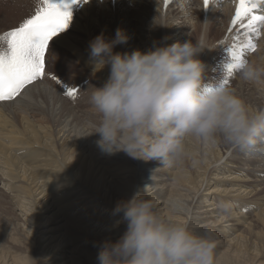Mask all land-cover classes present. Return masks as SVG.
<instances>
[{
  "label": "bare ground",
  "instance_id": "1",
  "mask_svg": "<svg viewBox=\"0 0 264 264\" xmlns=\"http://www.w3.org/2000/svg\"><path fill=\"white\" fill-rule=\"evenodd\" d=\"M41 3L0 0V31L34 15ZM201 3L174 0L164 10L163 0H91L49 42L45 60L59 45L61 64H76L80 72L71 75L79 82L88 77L89 89L108 76L107 68L92 76L87 67L89 42L101 32L113 36L123 28L129 34L117 52L147 50L162 37H169L168 44L203 40L206 49L199 58L207 66V81L226 79L251 106L264 108V83L228 71L232 51L249 41L255 51L246 50L244 58L264 62V31L226 34L233 12L229 0L213 3L206 18ZM142 17L144 26L153 27L148 35ZM213 63L218 70L211 76ZM44 72L17 98L0 102V264H98L102 242L118 239L126 229L125 223L117 225L114 208L136 194L163 216L213 236L216 264H264V169L255 167L264 161L259 156L245 158L222 142L212 146L191 139L175 167L160 168L156 160L132 159L124 152L108 155L96 143L99 135H89L97 119L90 92L77 88L79 101H73L66 93L78 86L76 78L51 67ZM64 76L65 82L59 80ZM44 231L52 233L47 238Z\"/></svg>",
  "mask_w": 264,
  "mask_h": 264
},
{
  "label": "clouds",
  "instance_id": "2",
  "mask_svg": "<svg viewBox=\"0 0 264 264\" xmlns=\"http://www.w3.org/2000/svg\"><path fill=\"white\" fill-rule=\"evenodd\" d=\"M129 34L117 28L88 45L91 75L108 69L99 87L90 84L89 103L97 119L93 131L103 153L124 152L132 159L156 160L175 167L187 154V142L230 145L250 156H264V108L251 106L223 80L207 81L199 58L203 40L168 44L162 37L147 50L117 52ZM240 79L264 83V62L245 60ZM116 221L126 224L119 239H105L98 264H216V242L188 225L160 214L138 194L119 201ZM122 214V215H120Z\"/></svg>",
  "mask_w": 264,
  "mask_h": 264
},
{
  "label": "snow or ice",
  "instance_id": "3",
  "mask_svg": "<svg viewBox=\"0 0 264 264\" xmlns=\"http://www.w3.org/2000/svg\"><path fill=\"white\" fill-rule=\"evenodd\" d=\"M77 3L79 0H42L34 15L0 36V41L4 42L0 49V101L13 100L26 85L45 75L49 42L69 26L71 7ZM209 4L210 0H204L205 7ZM257 7L254 0H239L233 24L243 16L251 17L249 28L255 22L264 21V16L255 13ZM253 30L259 35L258 30ZM246 50L255 51V45L249 41L246 48L232 51L229 74L246 60ZM223 82L228 83L226 79ZM75 93V89H68L66 94L75 97Z\"/></svg>",
  "mask_w": 264,
  "mask_h": 264
},
{
  "label": "rangeland",
  "instance_id": "4",
  "mask_svg": "<svg viewBox=\"0 0 264 264\" xmlns=\"http://www.w3.org/2000/svg\"><path fill=\"white\" fill-rule=\"evenodd\" d=\"M144 19H145V17H144ZM146 20V19H145ZM24 20H22V21H19L18 23H17V25H15L14 27H13V29L14 28H16V27H18L22 22H23ZM140 25H141V27L143 28V31H144V35L145 34H150L151 33V31H152V29H153V27L151 28V31H150V29L148 28V26H144L145 25V21H143V17L142 18H140ZM144 22V23H143ZM142 23V24H141ZM6 24V25H5ZM4 25L5 26H8V23H4ZM12 28V27H11ZM11 28H6V29H4V30H2V31H0V36H2L4 33H6L7 31H10L11 30ZM149 30V31H148ZM215 38H217V37H214L213 38V40L215 39ZM53 47V46H52ZM60 49V46L59 45H54V48H53V54L51 55L50 54V58H49V60H48V62L46 61L45 62V67H46V69H48V68H54V69H56V71H62V72H64L63 70H65V72H67V76L68 77H73V78H76L75 80H76V83H78L79 82V80L77 79V77H75V76H73V75H71L72 73L73 74H75V73H78V72H80V70L79 69H77L76 68V64H74L75 65V67H74V65H71V66H68V65H64L63 63V65L61 64V62L60 61H62L61 59H60V61H59V58H58V50ZM51 50H52V48H51ZM68 50V49H67ZM65 56V55H64ZM217 56H218V54H217ZM57 58V59H56ZM217 58V57H216ZM53 59V60H52ZM56 59V60H55ZM58 60V61H57ZM218 60H220V57L218 56V58H217V62H218ZM58 62H60V63H58ZM216 62V63H217ZM216 63H213V65H212V69H213V72L211 73V76H212V74H213V76L215 75V73L217 72L216 70H218V64H216ZM55 65V66H54ZM216 68H215V67ZM57 67V68H56ZM66 67V68H65ZM215 69H214V68ZM71 70H70V69ZM59 69V70H58ZM75 70V71H74ZM54 71V70H53ZM69 71V72H68ZM73 71V72H72ZM215 71V72H214ZM234 71H236L235 69H234ZM234 71H232V72H234ZM64 72V73H65ZM222 73V74H221ZM220 75H222V77L224 76V75H226V74H224L223 72H220L219 73ZM224 74V75H223ZM68 77H66V76H64V77H62V78H60L59 80H61V79H63L64 80V82H65V79H68ZM227 77V76H226ZM53 79V78H52ZM222 79V78H221ZM81 80H83V81H81ZM90 80L88 79V77L87 78H85V79H80V82L77 84L78 86H76V87H72L73 89H77V88H80L81 86V88H84V91H86L87 93H89L90 91H89V89H88V82H89ZM73 86V85H72ZM70 88V87H69ZM80 88V89H81ZM79 90V89H78ZM80 96H81V94H80ZM72 100L73 101H79V98H77V96L75 97V98H73L72 97ZM245 155V154H244ZM249 156V157H254V156H250V155H245L244 157L245 158H247V157ZM259 158L260 159H262V161H264V157L263 156H259ZM255 167L256 168H259V169H261V168H263L264 169V162H263V164L261 165V166H257V165H255ZM52 232H50V231H44V235L48 238V236H50V234H51ZM119 239V238H118ZM72 246V245H71ZM70 254V253H69Z\"/></svg>",
  "mask_w": 264,
  "mask_h": 264
}]
</instances>
